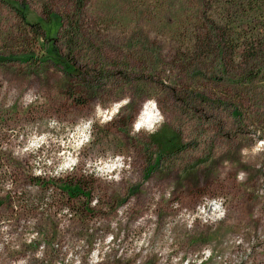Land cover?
<instances>
[{
	"label": "rangeland",
	"instance_id": "374dc122",
	"mask_svg": "<svg viewBox=\"0 0 264 264\" xmlns=\"http://www.w3.org/2000/svg\"><path fill=\"white\" fill-rule=\"evenodd\" d=\"M8 1L0 0V264H75L77 258L89 264L97 242L103 253L108 235L114 239L101 264H172L173 257H181L179 264H264V148L256 150L264 141V80L252 92V86L214 78L208 66L188 71L181 60L204 14L218 17L219 5L206 10L204 0H86L74 50L60 18L45 22L50 10L67 24L74 0ZM69 59L84 69L96 61L111 70L121 65L114 71L121 77L78 93L86 100L78 103ZM29 94L37 99L26 104ZM125 98L130 103L102 125L97 105L106 111ZM152 98L164 117L155 132L167 126L187 143L159 163L149 156L155 132H132ZM236 104L239 116L232 111ZM89 118L94 139L71 172L51 174L60 163L56 154L64 151L52 140L34 153L14 155L33 132L68 142ZM53 119L55 128L49 127ZM109 153L130 164L118 183L86 168ZM38 169L44 174L34 175ZM66 181L81 182L90 197H72L61 187ZM217 204L222 216L214 213ZM199 206L206 215L188 228L181 213L195 215ZM145 237L146 246L137 250ZM206 250L212 253L207 259Z\"/></svg>",
	"mask_w": 264,
	"mask_h": 264
},
{
	"label": "trees",
	"instance_id": "16d2710c",
	"mask_svg": "<svg viewBox=\"0 0 264 264\" xmlns=\"http://www.w3.org/2000/svg\"><path fill=\"white\" fill-rule=\"evenodd\" d=\"M4 1V0H3ZM10 3L8 0H5ZM206 10L219 5L221 12L219 16L204 14V22H201L202 29L195 30L192 48L184 51L181 60L188 71L203 70L202 67H211L213 77L227 80L235 84L252 86V92H257L255 83L264 80V0H204ZM86 0H74V12L65 24L64 16L53 11L46 10L45 22H52L56 18L61 19V28L67 32L68 47L74 50L78 47L81 29V16L85 8ZM22 4V3H20ZM22 15V14H21ZM23 18V16H21ZM34 34L40 36L42 26L39 21L33 22ZM62 29L60 31H62ZM69 57V56H67ZM70 74L76 79L74 93L72 96L78 103H85L77 94L93 91L99 84L108 78L121 77V65H114V70L107 69L103 61H96L84 69L79 67L72 59ZM210 60V61H208ZM197 69V70H196ZM233 71H237L236 74ZM262 93V92H261ZM247 93H245L246 95ZM200 97L207 99L203 94ZM188 104V102H186ZM237 105V104H236ZM232 110L239 116L238 105ZM191 111V106H188ZM148 147H154L149 154L153 163H159L163 158L173 157L187 149L180 132L162 127L155 132L148 143ZM149 148L147 151L151 150ZM61 187L72 197L80 195L89 198L90 191L77 181L75 183L63 182Z\"/></svg>",
	"mask_w": 264,
	"mask_h": 264
},
{
	"label": "clouds",
	"instance_id": "9594fccd",
	"mask_svg": "<svg viewBox=\"0 0 264 264\" xmlns=\"http://www.w3.org/2000/svg\"><path fill=\"white\" fill-rule=\"evenodd\" d=\"M31 91V90H30ZM37 98L32 97L30 94L26 95L24 97V100L27 102L26 104H30L33 101H35ZM130 103V98H125L121 100L120 102L114 104L109 110H101L100 106L97 105V115L99 117H102L100 119V123L106 124L109 121L113 119L114 116L119 112V110L124 107L125 105ZM164 120V117L161 115L160 109L157 104V100L155 98L149 99L144 102L143 108L140 111V114L136 118L135 122L132 125V132L133 134L140 133L141 130H144L147 133H153L156 131V125L162 123ZM95 121L91 118L87 120H81L76 126L74 132L71 133L70 139L68 142H65V140L60 139L56 140L55 137L51 136L49 133H43L37 135L35 132H33L27 141V144L23 148H17L14 155L23 156L26 153L29 152H35L36 150L40 149L42 146H47L49 143V140H52L53 143H59L61 147L64 149V151L59 152L57 155V158L60 160V163L56 167L55 171L51 174L54 176H59L62 173H67L73 171L80 163V151L86 146L89 145L94 137L92 135L93 130V124ZM49 127L55 128L57 127V121L53 119L49 123ZM23 139V137H21ZM69 147H71L72 151H68ZM264 148V141L259 142L257 145V149ZM40 159H43L41 157ZM34 163H39L38 161H34ZM45 163L48 165H51L53 163L52 160H45ZM128 167H130V164H125V157L123 155H115L108 154L106 157H100L94 161L89 160L86 162V168L87 170L94 171L95 175L102 179H106L108 181H115L119 182L121 180V173L122 171L126 170ZM43 170L38 169L34 170V175L41 176L43 175ZM11 187V185H8ZM158 200L159 197H156ZM98 203L97 200H93L92 206L95 207V205ZM127 207V206H125ZM173 207H179L178 204H174ZM65 212H68V209L64 210ZM120 215H123L122 210H118ZM187 212V210H185ZM219 212V215L222 216L223 212L220 211V206L217 204L214 213ZM205 213V208L203 206H199L197 209V212L195 215L189 213L188 215H184V213H181V216H183V219L187 221V227L191 228L193 225V222L197 217L203 218ZM149 217H144L143 219H148ZM153 220H155V217H151ZM143 219L140 221V223L143 222ZM113 228L116 227L115 223L112 225ZM150 235V233H149ZM35 235L32 237V239H35ZM114 237L112 235H108L104 240L105 247L103 248V253L108 252L110 249L106 247L107 245H110ZM146 240L147 237H145L144 240H140L137 242V250H139L140 246H146ZM170 251L169 249L165 248V252ZM103 253L101 252V244L97 242L95 250L91 253L89 257V264H101V261L103 259ZM131 255V253H129ZM212 255L210 250H206L204 254V258L207 259ZM69 259H71V254H69ZM181 257H173L172 264H179V260ZM20 264H23V261L20 262ZM75 264H81V260L79 258L76 259ZM185 264H188L186 261ZM197 264H203L202 261H198Z\"/></svg>",
	"mask_w": 264,
	"mask_h": 264
}]
</instances>
